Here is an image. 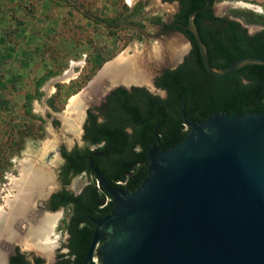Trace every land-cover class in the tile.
<instances>
[{"label":"water","instance_id":"1","mask_svg":"<svg viewBox=\"0 0 264 264\" xmlns=\"http://www.w3.org/2000/svg\"><path fill=\"white\" fill-rule=\"evenodd\" d=\"M204 1V7L190 14L187 29L194 36L206 72L224 77L247 65H264V57L245 56L226 70L212 68L194 23L195 15L210 6L209 0ZM236 20L250 35L262 30L250 31L242 20ZM173 32L191 47L182 33ZM184 57L181 53L153 65L157 73L151 75L148 69L146 85L113 84L105 79L108 68H104L88 85L91 99L87 105L98 103L119 87H145L153 92L154 79L165 69H176ZM97 84L100 90L94 96ZM181 114L189 127L187 136L166 151L153 145L148 174L132 192L112 188L89 159L115 206L94 221L83 264H95V255L98 264H264V113L222 112L199 123L187 120L184 110ZM50 182L39 186L32 198V212L37 217L45 213L41 204L51 194L46 187ZM24 226L18 227L20 242H1L0 264H8L16 244L22 245L28 232L27 224ZM29 240L35 242L37 237ZM34 253L45 259L43 253Z\"/></svg>","mask_w":264,"mask_h":264},{"label":"rangeland","instance_id":"2","mask_svg":"<svg viewBox=\"0 0 264 264\" xmlns=\"http://www.w3.org/2000/svg\"><path fill=\"white\" fill-rule=\"evenodd\" d=\"M177 11L175 3L162 0H0V211L9 212L7 202L17 194L14 181L26 164L51 180L46 185L51 193L58 191L59 148L82 146L83 115L101 102L87 105L88 85L104 68L123 58L146 60L155 76L153 62L188 54L180 34L161 30ZM213 11L232 19L237 12L264 17V0H218ZM245 25L250 31L263 29ZM68 72L72 77L66 80ZM75 97L83 103L78 112L70 110ZM85 184L79 177L70 188L76 192ZM56 214L53 243L39 246V239L36 245L24 236L16 246L25 255L40 252L46 263H53L68 216Z\"/></svg>","mask_w":264,"mask_h":264},{"label":"trees","instance_id":"3","mask_svg":"<svg viewBox=\"0 0 264 264\" xmlns=\"http://www.w3.org/2000/svg\"><path fill=\"white\" fill-rule=\"evenodd\" d=\"M171 3L177 1L179 11L173 15L170 28L182 33L191 43L192 50L184 62L175 70L166 71L156 80V86L167 92L161 99L144 89H134L132 93L118 89L109 98L112 111L117 115L110 119L111 124L98 125L95 117L90 119L86 140L88 146L67 153L62 149L65 164L62 167L67 185L71 178L82 171L92 174L83 158L93 156L92 162L99 166L113 187L119 180H127L126 188L136 190L147 176L148 151L156 143L160 151H166L189 132L181 111L185 117L196 123L212 117L214 114L229 115L264 113V65H247L224 77L208 74L195 42L192 32L187 29L188 19L192 12L204 7V0H162ZM207 10L194 17V23L203 41L214 69L226 70L240 57H264V17L241 12L234 16L246 24H257L262 30L250 35L235 18L216 16L213 5L218 0H209ZM98 24L104 20L94 19ZM107 22L106 25H111ZM27 104L32 96L26 95ZM132 127V134L124 132L125 126ZM103 141L105 146L97 150L90 147ZM129 175H132L129 178ZM107 194L97 188L95 181L86 186L77 196L65 191L54 195L55 207H69L73 213L67 225L69 232L68 250L59 255L55 264H83L89 245L91 244L94 226L89 218L100 219L107 215L113 204H105ZM9 264H31L26 255L16 251ZM33 264H44L35 259Z\"/></svg>","mask_w":264,"mask_h":264},{"label":"bare ground","instance_id":"4","mask_svg":"<svg viewBox=\"0 0 264 264\" xmlns=\"http://www.w3.org/2000/svg\"><path fill=\"white\" fill-rule=\"evenodd\" d=\"M181 48V46H180ZM185 49V48H184ZM183 49V50H184ZM181 51V50H180ZM178 55V54H177ZM132 59V58H131ZM123 58L120 62L109 64L105 70L104 77L109 79L111 83L123 82L125 84H148L147 71L149 69V61H136L134 59ZM139 59V58H138ZM165 62V60L163 61ZM161 61L152 64H160ZM127 74V75H126ZM125 76L132 79H126ZM72 77L70 72L67 73L66 80ZM125 78V79H124ZM134 78V80H133ZM100 84L93 87V95L100 90ZM80 99V98H79ZM77 97L73 98L70 110L74 108L77 112L83 106L82 101ZM33 167V166H32ZM29 164L23 168L22 177L14 181V188L17 191L15 198L7 202L9 212L0 211V247L3 240L20 242L21 231L19 224L22 226L27 224V237H37L40 244L47 246L53 243L51 238L52 230L56 224L59 214L37 217L32 212V198L38 191L39 186L48 182V177L42 173H37ZM50 180V179H49ZM26 226V225H25ZM37 242H35L36 244ZM37 245V244H36ZM1 249V248H0ZM3 256L0 251V262Z\"/></svg>","mask_w":264,"mask_h":264},{"label":"flooded vegetation","instance_id":"5","mask_svg":"<svg viewBox=\"0 0 264 264\" xmlns=\"http://www.w3.org/2000/svg\"><path fill=\"white\" fill-rule=\"evenodd\" d=\"M164 3H167V2H164ZM171 3H178V2H177V1H174V2H171ZM178 5H179V3H178ZM179 8H180V5L178 6V11H179ZM212 8H213V7H212ZM178 11H177V12H178ZM213 12H214V11H213ZM214 14H215V13H214ZM215 15H216V14H215ZM216 16H217V15H216ZM172 21H173V17H172V20H171L170 22H168V23L166 22V23H164V24L161 26V30H162L163 32H165V33L170 32V31H173L174 29L170 28V26H171V24H172ZM191 50H192V46L190 47L189 52H188V54L184 57V59L190 54ZM184 59H183V62H184ZM183 62H182V63H183ZM182 63H181V64H182ZM181 64H180V65H181ZM180 65H179V66H180ZM179 66H178V67H179ZM178 67H177V68H178ZM177 68H176V69H177ZM171 70H172V69H169V68H168V69H165L162 73H160V74L154 79V90H153V91H154L155 93L150 92V91H149L147 88H145V87H131L130 89H125V88L119 87V88H116V89H114L113 91H111L107 96H105V97L101 100V102L99 103V105H97V106H95V107H93V108L87 109L86 112L84 113L83 118H82V125H81V144H82V146H77V145H76V146H74L73 148H71L70 150H68L65 146H61V147L59 148V154H60V158H61V161H62V164H61V166H60V168H59V170H58V173H57V182H58V184H59V189H58V191L51 193L50 196H49V198L44 202L43 211H44V212H48V216H51L52 214H55L56 212H59V211L66 212V213L68 214V216H67L66 224L64 225V229H63V232H64V236H65V238H64L63 241H61V248H59V250H58L59 252H58L56 258L54 259L53 263H51V264H55V263H56V261L58 260V256H59V255H65V254H67V253L69 252L68 247H67L68 240H69V232H68V230H67V225H68V223H69V221H70V217H71V215H72V213H73V207H74L72 204H70L69 207H63V206H61V205H59L58 207H55V203H54V201H53V197H54V195L58 194L59 192L65 191V192H67V193L74 194V196H77V195H79V194H81V193L83 192V190H84V188H85L86 186H88L92 181H95V184H96L97 188L102 189V190L107 194V196H106V198H105V204H104V205H108L109 203H112V204H113V209H114V206H115V204H114V202H113V197H111V196L105 191V189L103 188V186L100 184L98 177L96 176V174L94 173V171H93L92 169H91V170H92V174H89L87 171L84 170V171H82L81 173H79L78 175L73 176L67 185L64 184L65 176L62 174V173H63V171H62V167H63L64 164H65V159H64L63 154H62V149H64L65 152L69 153V152L73 151L75 148L83 149V148H85V147L88 146V142H87V140H86V135H87V128L91 126L90 119H91L92 117H95V119H96V123H97L98 125H108V124H111V123H112V122H110V119H111L113 116L117 115V114H116V112H113V111H112V105L109 103V98L111 97L112 93H113L114 91L118 90V89L125 90V91L128 92V93H132L134 89H144L145 91H147L148 93H150V94H152V95H154V96H158V97H160L161 99H165V98L167 97V92H166L165 90H163V89H161V88H159V87L156 86V80H157V78H159L162 74H164L166 71H171ZM174 70H175V69H174ZM54 123H55V125H58V124H59L58 121H56V122H54ZM124 132L127 133L128 135H131V134H132V127L129 126V125L125 126V127H124ZM154 144H156V143H154ZM154 144H152V146H151L150 149L153 148V145H154ZM156 145H157V144H156ZM104 146H105V143H104L103 141H101V142H99V143H97V144H95V145H92V146L90 147V149L95 151V150H97V149L103 148ZM157 146H158V145H157ZM158 148H159V146H158ZM150 149H149V150H150ZM159 151H160V150H159ZM148 154H149V151H148ZM94 155H98V156H100L99 153H93V156H94ZM93 156H88V157H86V159L83 158L82 161H81V164L85 167L86 162H87L89 168H91V167H90L89 159H90V158L92 159ZM148 160H149V159H148ZM92 163H93V162H92ZM93 164H94V163H93ZM148 164H149V162H148ZM148 164H147V168H148ZM94 166L98 168V170L100 171L102 177L105 179L106 182H108V184H109L112 188H114V189H118V190H122V191L125 192V193L132 192V191H129V190L126 188V186H127V180H119V181H117V182L115 183V184L118 185V186H117V187H113V186L111 185L110 180H108V179L105 177V175L102 173V171H101V169L99 168V166H96L95 164H94ZM79 177H80V178H81V177H84V180H85L86 184H85V186L82 187L79 191L74 192V190H72V189L70 188V186H71L72 181L75 180L76 178H79ZM131 177H132V175H129V178H131ZM113 209H112V210H113ZM112 210H111V211H112ZM111 211H110V212H111ZM110 212H109V213H110ZM49 214H51V215H49ZM44 216H45V213L41 215V217H44ZM89 220H90L91 224H93L94 229H95L94 221H95V220H98V219L89 218ZM16 251H18V252L21 253V254H24V253L18 248V246H15V248H14V250H13V253H12L11 256L9 257L8 264L10 263V258L13 257V256L16 254ZM24 255H25V254H24ZM26 257H27V260H28L31 264L34 263V260H35V259H41V260L44 262V264H47V263H46V260L43 259L42 257H39V256H33V257L30 258V257H28L27 255H26ZM96 258H97V264H98V257L96 256ZM94 262H95V261H94Z\"/></svg>","mask_w":264,"mask_h":264}]
</instances>
